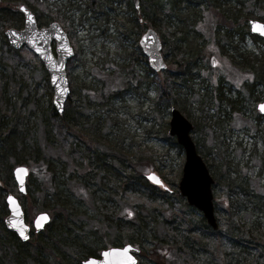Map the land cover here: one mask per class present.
Listing matches in <instances>:
<instances>
[{
    "label": "rangeland",
    "instance_id": "rangeland-1",
    "mask_svg": "<svg viewBox=\"0 0 264 264\" xmlns=\"http://www.w3.org/2000/svg\"><path fill=\"white\" fill-rule=\"evenodd\" d=\"M41 1L70 19L78 57L69 66L74 90L67 117L81 120L79 139L85 141L87 136L93 141L90 153L95 159L84 164L47 136L46 69L35 65L25 76L14 78L2 57L3 31L13 23L23 24L19 6L25 0H0V82L4 86L0 94L5 104L0 107V127L9 129L0 135L4 157L0 158V213L6 210L3 170L12 173L16 165H27V195L20 198L26 220L32 224L39 212L46 211L54 221L52 234L61 237L57 243L50 242L53 246L45 244L46 249L25 242L10 247L0 255V264H82L104 245L120 239L127 242L129 221L136 218L130 216L132 211L147 227V212L164 211L166 220L181 227L186 225L181 216L187 218L191 211L197 222L198 214L189 207L181 210L180 200L174 197L185 154L175 146V138L168 136L171 106L155 102L152 74L142 60L135 61L134 52L148 21L160 28L171 24L179 32L188 56L195 61L194 88L201 95L211 94L209 102L189 96L183 107L197 121L194 134L218 174L213 202L222 234L218 241L206 238V250L199 251L201 259H192L191 264H226L227 258L235 264L250 261L251 249L242 254L225 232L235 223L240 234L264 239V118L258 117L257 110L264 101V41L246 33L251 20L264 22V0H138V8L133 0H97L93 8L92 0ZM211 7L240 25L228 28L215 22L218 15ZM31 10L42 26L50 24L46 14ZM221 160L228 163L227 172ZM151 172L167 186L166 200L153 201L156 208L144 205L136 195H125L120 186L126 175L143 182ZM232 177L241 195L226 194V182ZM169 197L175 202L171 208L164 206L171 203ZM231 215L235 220H230ZM104 222L107 227L101 230ZM99 230L105 231L102 239ZM182 233L193 235L187 230ZM153 234L163 237L168 232L158 223ZM159 250L162 255L156 256L142 246L139 264L182 260L172 253L167 261L163 249Z\"/></svg>",
    "mask_w": 264,
    "mask_h": 264
},
{
    "label": "trees",
    "instance_id": "trees-1",
    "mask_svg": "<svg viewBox=\"0 0 264 264\" xmlns=\"http://www.w3.org/2000/svg\"><path fill=\"white\" fill-rule=\"evenodd\" d=\"M92 5L90 6L93 8V4L97 3V0H92ZM25 4H27L29 7H34L38 10H40L42 13L46 14L52 21L59 22L60 25L63 27V29L66 31V33L70 37L71 44L74 48V56L68 61L67 63V72L69 75V82L71 86V94L69 99L67 100L65 104V110L62 114H58L53 103H52V95H53V88L50 85L49 81V74L46 71V92L48 93L49 100L47 104V113H48V118H49V123H50V130L46 126V134L49 137H54L55 141L59 142L62 147H64L71 155L73 158L76 160L83 161V163H89L93 159H95L94 154L90 153V149L93 145V141L88 138L86 135V140L82 141L80 140L82 137L81 134V128H80V119L76 117L74 120L68 119V105L69 102L73 98V80L70 77L69 70H70V65L74 61L76 57H78V50L76 48V44L72 37L70 36V33L72 32L71 26H70V19L69 17L65 16L64 13L60 9H51L47 6V4L43 3L41 0H25ZM31 7V8H32ZM212 8V7H211ZM215 14L218 15L217 19L215 22L221 23L222 25L228 27V28H234L239 24V21H234L232 18H229L225 16L224 14H221L219 10H216L212 8ZM136 13L138 10H135ZM1 13V12H0ZM139 18V17H138ZM140 19V18H139ZM232 22V23H231ZM147 27L149 26H154L156 28V31L160 34L163 42V48H162V54L164 55L165 61L167 63V68L161 71H154L148 63L147 57L144 55L142 52V49L140 45L137 46L138 51H135L134 54L136 55V60L139 59V61H143L144 64L147 66L148 71L150 74H152V79L155 82V85L157 87L156 90V97H155V102L158 104H164L167 106L175 107L179 109L188 119L191 120V122L194 125L193 131L191 133L193 140L196 143L197 150L199 154L203 157L204 161L206 162L209 171L213 178L215 179L214 185H217L219 183L218 180V174L216 171L213 170V164L209 160V158L203 154V152L200 149L199 145V139L198 137L194 134L197 131V126L198 123L197 121H194L191 119L185 112L184 105L187 102V98L189 96L195 97L196 99H207V101H210L211 94L208 92L207 94H202L199 92L198 89H195L193 86V72L196 70L194 66V60H192L187 53V49L185 45L182 43L180 39V34L179 32L171 25L167 23H163L160 27H156L153 25L151 22L148 21ZM153 28V27H152ZM153 28V29H155ZM248 32V31H247ZM255 41L257 40H262L256 35H251ZM2 42H3V53L2 57L3 60L7 63V65L10 66L12 69V76L14 78L20 77L21 75L25 76L28 73V70L30 68H33L32 66L38 65L43 68L44 64L39 58L38 55H36L34 52L26 49L25 47H21L19 49L13 48L6 36H5V30L3 31L2 35ZM73 40V41H72ZM174 61V62H173ZM179 66V67H178ZM27 68V69H26ZM132 79L136 80L135 75L132 76ZM162 84V85H161ZM4 86L3 83L0 82V93L3 92ZM182 91V93H181ZM0 94V107L5 108V104L2 103ZM72 96V97H71ZM100 96H103V93L100 92ZM105 96V95H104ZM169 98V99H168ZM22 112V111H21ZM67 112V113H66ZM259 118H264V116L260 115L258 113ZM48 121V119H47ZM79 125V126H78ZM9 131V129L5 130L0 127V135H4ZM83 136V137H85ZM47 137V143L48 140L50 139ZM80 138V139H79ZM52 140V139H51ZM50 143V142H49ZM175 146L182 151V147L178 145L176 142L174 143ZM87 145V149L85 147ZM1 146L5 147V142H1ZM1 148H0V155H1ZM4 158L3 155L0 156V158ZM41 159V158H40ZM39 163H43L41 160H39ZM221 163L224 166L225 171L227 172V162L222 161ZM94 168V167H92ZM2 180L5 182V187L4 190L5 192L13 193L19 199L21 197H24L26 195H23L19 192L17 185L14 181L13 173L11 171H8L6 169L3 170V173L1 174ZM80 183V181L78 180ZM121 187L123 188V192L125 195L131 196V195H136L137 200H143L141 202L144 203V205L149 206V207H154L158 206L157 204H153V201H162L166 200V193L167 191H164L161 189V187L156 186L151 184L148 180H144L141 182L140 180H136L132 177V175H126L125 179L121 180L120 183ZM176 187L175 183L173 185ZM226 194L230 195L233 193L238 194L239 191L237 190V182L234 177L227 180L226 182ZM143 187V188H142ZM137 192V194H135ZM240 194V193H239ZM241 195V194H240ZM175 198H178L180 200L179 207L182 210L183 208H190V206L187 204L186 200L182 198L178 190H176ZM171 203L164 204V206H168L171 208L175 202L174 199L169 197ZM151 201V202H149ZM151 203V204H150ZM182 205V206H181ZM4 207H6L5 213H0V255L5 254L7 249L10 247L17 246L19 244H22L24 242L20 241L19 237L14 231L9 230L4 223V217L7 210L6 202H4ZM64 215L67 216L66 209H63ZM192 210L196 213L199 212L198 209L193 208ZM164 211L158 212L155 214L147 212L146 215L152 216V225L155 228V224L157 225L158 223L164 224L166 223V227L168 228V224L164 217L163 214ZM194 214L190 217V219H187L186 216H181L186 220V224L189 226L187 231L193 232V235L191 233H180L176 239L177 243H174L172 241V246L174 247H180L186 251L187 243L191 239L193 242H196V247L198 251L203 252L206 249L204 248L206 241V237L211 240V237L216 238V240L221 239V234H222V229L219 227L217 230L212 229L205 221L204 217L198 218L197 222L193 221ZM230 220H235L233 216L231 215ZM172 221V220H171ZM142 221H138L139 227H138V236H137V242L141 246H146L147 248L151 249V252L153 255L157 256L162 255L159 252V249L165 248L166 244L162 243L163 240H166V236L160 237L158 234H153V230L151 229H143L140 227L142 225ZM54 223L53 220L47 225L45 230L42 232L35 233L33 230L31 232V236L29 241L25 242L28 244H34L36 248L39 249H46L45 244L49 243L51 246H53L52 243H57L58 241L61 240L60 236H55L52 234V224ZM131 225V224H130ZM129 228H127V231L129 232V235H135ZM165 226V224H164ZM136 233V234H137ZM10 235V236H9ZM55 237V238H54ZM225 237L230 239L233 242V245L237 247L239 245L242 250V254H244V249L248 248L251 249V252L253 253L251 260L250 261H244L241 260L240 262L242 264H264V239H259V238H251L247 235L240 234L235 230V223H231L229 229L225 232ZM52 242V243H50ZM11 245V246H10ZM42 247V248H41ZM243 248V249H242ZM186 257H189V252L186 251L185 253ZM203 255V254H202ZM229 255V253H227ZM165 259V258H163ZM191 262V261H190ZM165 263V262H164ZM162 263V264H164ZM226 264H235V261L233 258H227Z\"/></svg>",
    "mask_w": 264,
    "mask_h": 264
},
{
    "label": "water",
    "instance_id": "water-1",
    "mask_svg": "<svg viewBox=\"0 0 264 264\" xmlns=\"http://www.w3.org/2000/svg\"><path fill=\"white\" fill-rule=\"evenodd\" d=\"M133 1L138 8V0ZM21 6L19 9L25 18L24 27L22 29L10 27L5 31V35L13 48L18 49L25 45L39 56L49 74L50 84L53 88L52 103L57 113L62 114L64 112L65 103L71 92L67 73V62L73 57L74 48L71 45L68 34L64 31L59 22H51L48 26L39 28L35 14L31 9L25 4ZM24 9L27 11H24ZM29 12L33 15L35 20V23L31 25L27 21ZM253 22H255L257 28L264 26V22L259 20L250 21L251 31L264 38V34H261V31L253 30ZM32 41H35V43L33 44ZM139 45L142 52L147 57L149 66L154 71L158 72L167 68V63L162 54V41L155 29L152 27L146 28L140 37ZM69 47L71 48V54L66 51V48ZM37 49L40 50L38 51ZM211 62L213 65L216 64L214 58L211 59ZM60 65H63V67ZM261 105H264V101L260 102L257 106L258 112L264 115V111H261ZM192 129V122L179 109L172 107L168 136L176 139V142L183 148L185 154L183 172L178 183L179 194L187 199L189 205L200 210L212 229L217 230L219 225L215 216L214 196L212 192L214 178L203 157L197 151L196 144L191 137ZM18 168L26 169L27 172L20 171L18 173ZM28 174L29 171L26 165H18L13 170L14 179L19 191L22 193L27 192L26 179ZM147 179L155 185L163 184L159 175L154 172L149 173ZM157 180H159V183H157ZM9 197H12L13 200L9 201ZM6 203L9 210L8 215L4 219L6 227L16 232L22 241H27L30 238L31 225L26 221L25 211L19 199L15 195L9 193L6 197ZM44 216L47 217L46 220L43 219ZM38 220L42 227L37 226ZM50 221L51 216L48 212H39L33 220V227L35 231L39 233L45 229ZM21 230L25 231L28 236L27 239H24L20 235ZM129 245L131 246L129 254L135 258L137 263V258L131 253L133 246L127 244L120 248L113 247L104 250L101 259L89 257L83 260L82 264L90 260L96 261L97 264H122V255L118 252H112V249H121ZM104 252H109V256L105 257L103 255Z\"/></svg>",
    "mask_w": 264,
    "mask_h": 264
},
{
    "label": "flooded vegetation",
    "instance_id": "flooded-vegetation-1",
    "mask_svg": "<svg viewBox=\"0 0 264 264\" xmlns=\"http://www.w3.org/2000/svg\"><path fill=\"white\" fill-rule=\"evenodd\" d=\"M22 17H23V24L21 25V26H19L17 23H13L12 25H10L9 27H16V28H18V29H22L23 27H24V16L22 15ZM261 21V20H260ZM263 22V21H262ZM37 23H38V25L40 26V27H42V25L38 22V20H37ZM238 25H240V24H238ZM237 25V26H238ZM251 29V28H250ZM248 32H246L247 33V36H249L250 38H252V39H254L251 35H255V33H253L252 31H250V30H247ZM257 36V35H256ZM259 37V36H258ZM259 38H261V37H259ZM262 39V38H261ZM72 97V96H71ZM167 186L165 185V188H166ZM27 195V194H26ZM149 202H151V201H149ZM154 203V202H153ZM151 204V203H150ZM190 208L192 209V206H190ZM194 208V207H193ZM190 209V210H191ZM131 215L130 216H135L136 218H131L130 219V229L132 230V231H134L133 233H135V235H136V233H137V231H138V227H139V224H138V221H142L141 223H142V225H140V227L141 228H143V229H151V230H153V228H154V226H151L152 225V220H153V217L152 216H148V215H144L145 217H144V219H146V221L148 222V223H150V225H148V227L144 224V222H143V220L141 219V217L140 216H138V214H136V215H134V213H133V211H132V213H130ZM198 216H199V218H202V216H203V214L199 211L198 213ZM187 218H190L191 216H192V213H191V211H189L188 212V214H187ZM138 217H140V218H138ZM134 219V220H133ZM205 219V218H204ZM206 221V220H205ZM167 222V224H168V228L166 227V223H164L165 224V229L167 230V232H168V234H167V237H166V240L165 241H167V242H164L165 244H166V246H165V248H163V255H164V257H165V259L167 260V261H170V257H167L168 255L169 256H173V254L172 253H176L177 254V256H179V257H181L182 258V260H185V261H187L188 263H190L191 264V262L190 261H192V259L194 260H199V259H201V254H200V252L198 251V249H197V247H196V242H193L192 240H189L188 241V245H187V247H186V251H188L189 252V257H186V255H185V253H186V251L184 250V249H182V248H180V247H174V246H172V241L174 242V243H177V241H176V239L178 238L177 236L180 234V233H182V232H184V231H186V230H188V228H189V226L186 224V225H183V226H181L182 228H184V231H182V228L181 227H179L178 225H175V222L172 224V221H166ZM206 223H207V221H206ZM104 226V229L107 227V224L104 222L103 224H102V226H101V230H102V227ZM101 230H99L100 232L98 233V235H99V237L102 239L103 237H104V234H105V231L103 232V231H101ZM207 238V237H206ZM205 238V239H206ZM214 238H215V236H214ZM137 239L136 238H132V235H130V238H127V242H123L121 239H120V241L118 242V241H115L114 243H111V244H107L106 246L104 245L103 247H102V249L101 250H99V252H95V253H92L91 255H89V256H87L86 257V259L87 258H89V257H95V258H98V259H101L103 256H102V252L104 251V250H107V249H109V248H113V247H117V248H120V247H123V246H125L126 244H131V245H133V249L131 250V253L137 258V263L136 264H139L140 263V261H141V249H142V246L136 241ZM211 241H214L213 240V238L211 239ZM141 248V249H140ZM160 251V250H159ZM149 256V255H148ZM182 260H178V262L177 261H175V262H171V263H169V262H165L164 264H184V262L182 261ZM177 262V263H176Z\"/></svg>",
    "mask_w": 264,
    "mask_h": 264
},
{
    "label": "snow or ice",
    "instance_id": "snow-or-ice-1",
    "mask_svg": "<svg viewBox=\"0 0 264 264\" xmlns=\"http://www.w3.org/2000/svg\"><path fill=\"white\" fill-rule=\"evenodd\" d=\"M23 7V6H21ZM24 11H27L26 9H24ZM27 21L28 23L31 25V24H34L35 23V20H34V17L33 15L29 12L28 15H27ZM254 23V28L253 30L254 31H261V34H264V26H261L260 28H257L255 26V22ZM32 43L34 44L35 41H32ZM38 51L40 49H37ZM66 51H68L69 54H71V48H66ZM61 67H63V65H60ZM261 111H264V105H261ZM20 171H24L25 173L27 172L26 169H17V172L19 173ZM155 178V177H153ZM157 183H159V180H157ZM13 198L12 197H9V201H12ZM18 207V206H17ZM43 219H47L46 216L43 217ZM14 226V225H13ZM37 226L38 227H42V225L39 223V220L37 221ZM26 228V226H25ZM20 235L24 238V239H27L28 236L26 235L25 231L24 230H21L20 232ZM130 248L131 246H127V247H124V248H121V249H112V252H118L122 255L123 259H122V264H136V261H135V258L133 256H131L129 254V251H130ZM105 257H108L109 256V252H104L103 254ZM85 264H97L96 261H93V260H90V261H85Z\"/></svg>",
    "mask_w": 264,
    "mask_h": 264
},
{
    "label": "bare ground",
    "instance_id": "bare-ground-1",
    "mask_svg": "<svg viewBox=\"0 0 264 264\" xmlns=\"http://www.w3.org/2000/svg\"><path fill=\"white\" fill-rule=\"evenodd\" d=\"M45 3V2H43ZM232 23V22H231ZM231 28V27H230ZM174 62V61H173ZM179 67V66H178ZM139 74V73H138ZM141 85V84H140ZM162 85V84H161ZM169 99V98H168ZM107 101V100H106ZM160 107V106H159ZM67 113V112H66ZM82 116V115H81ZM118 156V155H117ZM121 186V185H120ZM143 188V187H142ZM59 189V188H58ZM241 192V191H240ZM254 193V192H253ZM256 212V211H255ZM155 235V234H154ZM10 236V235H9ZM11 246V245H10ZM12 248V247H11ZM42 248V247H41ZM14 250V249H13Z\"/></svg>",
    "mask_w": 264,
    "mask_h": 264
}]
</instances>
